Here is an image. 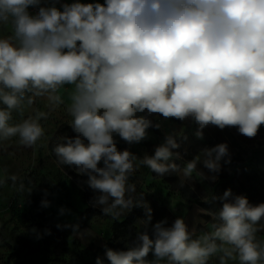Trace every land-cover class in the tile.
Returning a JSON list of instances; mask_svg holds the SVG:
<instances>
[{
    "label": "clouds",
    "instance_id": "9594fccd",
    "mask_svg": "<svg viewBox=\"0 0 264 264\" xmlns=\"http://www.w3.org/2000/svg\"><path fill=\"white\" fill-rule=\"evenodd\" d=\"M30 6L38 8L35 15ZM0 25L11 29L0 37V142L18 137L20 144L36 146L48 113L32 109L15 124L13 113L23 116L36 98H46L54 110L65 104L60 90L71 86L65 110L75 135L59 137L52 152L59 165L88 177L87 185L99 193L92 205L113 220L140 202L129 180L141 167L190 179L204 175L198 164L219 173L229 155L227 143H220L181 168L166 163L179 147L174 134L143 157L118 150L114 136L140 143L149 128L161 127L152 115L192 118L198 138L209 124L236 127L248 138L264 125V0H74L60 6L55 0L47 6L0 0ZM9 178L15 186L17 177ZM24 188L20 183L17 190ZM212 199L222 207L210 213V230L200 234L182 217L171 226L166 219L152 224L145 206L143 230L127 250H106L110 264H210L213 257L218 264H264V240L257 238L264 203L250 204L231 189ZM49 203L42 199L41 206ZM97 264H103L100 258Z\"/></svg>",
    "mask_w": 264,
    "mask_h": 264
},
{
    "label": "rangeland",
    "instance_id": "374dc122",
    "mask_svg": "<svg viewBox=\"0 0 264 264\" xmlns=\"http://www.w3.org/2000/svg\"><path fill=\"white\" fill-rule=\"evenodd\" d=\"M0 30L3 37L11 34L10 26L0 25ZM70 90L69 85L60 90L65 104L54 110H50L46 98H36L23 116L13 113L10 122L13 124L33 114L32 109L48 113L40 121L45 136L36 146L26 147L19 143L18 137L0 142V166L5 170V182L0 184V264H97L96 257L103 264H110L102 248L113 234V223L123 221L130 214L134 216L131 232L118 242L123 243L119 251L127 250L137 232L144 228L145 206L151 209L152 224L166 219L167 226H171L182 217L190 229L200 234L210 230L213 222L210 213L222 207V202L213 201V196H222L231 189L234 196L243 195L250 204L264 203V125L254 138H248L236 127L221 130L209 124L202 129L203 138H198L195 133L199 125L194 119L164 120L152 115L153 122L161 127L149 128L147 138L140 143L129 144L114 136L118 150L127 149L138 157L151 156L165 142L167 134H174L179 147L166 163L183 168L198 155L202 160L205 149L220 143H227L229 155L221 159L219 173L209 174L198 164L197 172L204 175L193 173L190 179L177 174L160 177L141 167L129 180L136 187L132 195L140 202L118 220L104 216L100 207L92 205L99 193L87 185L88 177L78 174L75 167L59 165L52 152L59 137L75 135L65 110ZM13 175L17 177L15 186L9 178ZM20 183L24 184V191L17 190ZM42 199L50 202L48 207L41 206ZM61 208L66 210L63 214ZM85 230H91L94 235L78 238L76 231ZM257 238L264 240V227L257 232ZM153 258L149 253L147 259Z\"/></svg>",
    "mask_w": 264,
    "mask_h": 264
},
{
    "label": "trees",
    "instance_id": "16d2710c",
    "mask_svg": "<svg viewBox=\"0 0 264 264\" xmlns=\"http://www.w3.org/2000/svg\"><path fill=\"white\" fill-rule=\"evenodd\" d=\"M152 116L149 118L151 119ZM176 120V119H174ZM134 221L133 215H128L123 221L113 223V234L106 245L102 248V250L112 249L114 251H119V248L123 247V243L119 244L118 242L123 239L124 234H129L131 232V225ZM123 233V234H120ZM97 259V257H96ZM93 260V262L96 261Z\"/></svg>",
    "mask_w": 264,
    "mask_h": 264
},
{
    "label": "built area",
    "instance_id": "2783aa9c",
    "mask_svg": "<svg viewBox=\"0 0 264 264\" xmlns=\"http://www.w3.org/2000/svg\"><path fill=\"white\" fill-rule=\"evenodd\" d=\"M53 2V0H41V6H47L49 4H51ZM55 2L57 3V6H60L61 4L64 3H69L70 2L68 0H55ZM29 12L33 15H35L38 12V8L37 7H29Z\"/></svg>",
    "mask_w": 264,
    "mask_h": 264
},
{
    "label": "crops",
    "instance_id": "0c3cea01",
    "mask_svg": "<svg viewBox=\"0 0 264 264\" xmlns=\"http://www.w3.org/2000/svg\"><path fill=\"white\" fill-rule=\"evenodd\" d=\"M90 1H92V3L94 2L104 3V0H90ZM0 37H3L1 30H0ZM4 177H5V170L2 166H0V179H4ZM212 264H218L217 257L212 258ZM230 264H235V262H230Z\"/></svg>",
    "mask_w": 264,
    "mask_h": 264
}]
</instances>
